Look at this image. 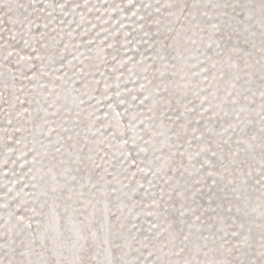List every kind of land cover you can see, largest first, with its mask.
Returning a JSON list of instances; mask_svg holds the SVG:
<instances>
[{"label": "snow or ice", "instance_id": "snow-or-ice-1", "mask_svg": "<svg viewBox=\"0 0 264 264\" xmlns=\"http://www.w3.org/2000/svg\"><path fill=\"white\" fill-rule=\"evenodd\" d=\"M0 264H264V0H0Z\"/></svg>", "mask_w": 264, "mask_h": 264}]
</instances>
